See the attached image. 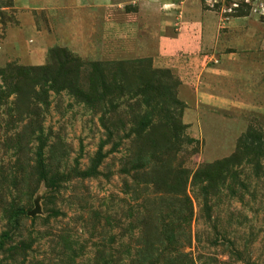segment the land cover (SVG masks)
Instances as JSON below:
<instances>
[{
    "label": "rangeland",
    "instance_id": "1",
    "mask_svg": "<svg viewBox=\"0 0 264 264\" xmlns=\"http://www.w3.org/2000/svg\"><path fill=\"white\" fill-rule=\"evenodd\" d=\"M0 264H264V0H0Z\"/></svg>",
    "mask_w": 264,
    "mask_h": 264
},
{
    "label": "water",
    "instance_id": "2",
    "mask_svg": "<svg viewBox=\"0 0 264 264\" xmlns=\"http://www.w3.org/2000/svg\"><path fill=\"white\" fill-rule=\"evenodd\" d=\"M31 213H34V211H32Z\"/></svg>",
    "mask_w": 264,
    "mask_h": 264
}]
</instances>
